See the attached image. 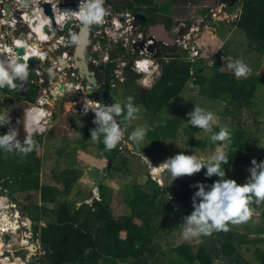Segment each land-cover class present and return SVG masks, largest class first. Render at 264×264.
I'll return each instance as SVG.
<instances>
[{
    "label": "trees",
    "instance_id": "16d2710c",
    "mask_svg": "<svg viewBox=\"0 0 264 264\" xmlns=\"http://www.w3.org/2000/svg\"><path fill=\"white\" fill-rule=\"evenodd\" d=\"M107 1L112 6L117 5L115 0ZM177 1L179 0H172L171 5L175 6ZM135 3L138 6L148 4V7L142 8L144 11L139 10L141 7L136 10L140 13L151 17L162 13L158 7L151 6V0H136ZM209 12L210 9L201 13L198 11L197 16L206 20ZM192 21L194 18L187 21L186 26L191 25ZM147 24L151 26L152 22ZM237 30L245 34L251 52L263 59L264 0L243 1ZM187 53L184 54L186 57ZM171 58L167 65L162 66L161 78L150 90L141 91L137 84L140 76L135 75L130 82L120 85L123 91V104L118 103L120 98L116 91L113 96L117 102L109 94L111 100H114L112 109L116 126H128L131 122V112L139 104H143L152 114L159 113L164 106L180 96L187 85L193 83L194 77L196 86L201 87V94L210 93V100L224 103L227 114L233 116L236 123L233 129L238 133L233 150L225 153L218 163L198 160L184 164L181 168L172 166L165 169L161 176L162 186L148 177L146 188L140 185L133 186L134 195L128 196L131 198L128 205L130 212L117 219L113 217L110 205L105 200L95 199L92 206L83 204L78 209L72 207L69 202H64L55 210L56 220H48L44 226L33 224L35 239L40 241L45 251L44 258L50 264H214L217 259L232 256L237 247L247 242V235L229 224V211L244 212L255 209L257 207L255 201L260 200L259 207H262L264 215V190L255 193L252 181L247 183L250 184L248 189L237 180L228 183L231 167L233 165L244 167L250 161L247 152L251 136L235 114L249 110L256 115L253 109L255 110L256 106L260 78L255 75L240 78L237 74H223L219 65L209 67L213 75L208 78L205 69L191 70L182 62L181 55ZM114 65L108 67V73H111L107 77L109 87L116 81L112 72ZM28 68L23 74L28 90L26 98L33 100L38 88L33 85L34 74H31ZM0 88L17 95L18 77L11 76L9 81L0 85ZM186 118L192 117L181 115L160 125L150 122L147 140L158 144L163 140L177 137V132ZM206 128L213 132L219 131L217 126ZM120 146L119 141L112 140L102 148L101 158L109 161L110 171H122L121 163L116 162L122 158ZM36 147L37 144L33 143L30 153L34 154ZM35 161L34 169L39 166L38 161ZM259 171H264V167H260ZM24 172L33 174L29 168H25ZM236 174L240 176L239 173ZM23 176L20 178L21 181L24 179ZM34 180L35 183L27 186L28 188L39 186L38 178L35 177ZM32 208L34 209L26 206L25 213L27 212L33 222L40 221L39 210L35 205ZM48 212L49 209L45 208L43 216L48 215ZM180 213L198 222L202 233L201 242L196 252L190 242L172 247L166 263L165 254L157 243V236H161L162 230L166 227L173 225L175 228ZM258 240L264 243V238ZM4 242L0 238V257L4 256ZM256 258L260 264H264V249L256 250Z\"/></svg>",
    "mask_w": 264,
    "mask_h": 264
},
{
    "label": "rangeland",
    "instance_id": "374dc122",
    "mask_svg": "<svg viewBox=\"0 0 264 264\" xmlns=\"http://www.w3.org/2000/svg\"><path fill=\"white\" fill-rule=\"evenodd\" d=\"M115 1L117 3L116 6L110 5L107 0H100L98 5L93 6H97L98 8H100L102 4H104L111 7L112 9H115L118 12H123L122 9H127L133 12V10H138L139 7H141L139 8L140 11H144L143 9L148 7V4H142L143 6H138V4L135 3L136 0ZM171 1L172 0H151V6L156 8L158 7L163 13L159 14H161L164 19L160 18L156 19L155 21V25H159L158 27H154L158 29V33L161 30L163 31V33H166L169 36L168 38H171L172 36L178 34V31L185 30L186 27L188 28L191 26L193 30H197V33L191 36L192 40L187 41L189 48L194 50L192 54L193 62L195 60L197 61V59L201 57V55H197L195 52L197 50L196 42L199 38V35L201 34V31H209L213 35V30L218 29L219 31L223 32L227 29L230 31L229 34H231L229 38L230 44L223 51L222 57H225L227 59L229 57L230 60L235 64L234 66L231 65L228 68L224 69L223 67H220L218 63L221 72H223V70H225L226 73H229L227 71H235L241 74L244 73L243 75L240 74L241 76L239 75L240 78H243L245 75L246 77L255 75L258 76L261 80L255 100V110L253 109V111L256 112V115H253L252 111L249 110H244L241 112L239 111L235 114L236 118L244 123V128L247 130V133H250L251 136V139L248 143L249 150L247 152V156L249 157L250 161L248 165L244 167L233 165L228 175L229 184L237 180L240 181L243 186L246 187V189H248L250 188V184L247 183L249 181H252V185L254 184L255 188L254 192L261 193L264 190V171H259L260 167H264V58H259L260 56L255 55L251 52V49L248 46L249 41L247 40L243 32L239 30L232 32V30L237 27L239 17L242 13L244 0H234V6H232V8H230L228 5L230 0H227L226 5L222 4L223 0H179L175 4V6L171 5ZM122 2H125V4H122ZM223 6L229 8V13L232 17L229 16L228 12L222 11V9H224ZM207 9H210L209 14L207 15L208 19H199L197 16V12L199 11L201 13ZM140 14L144 15V13ZM100 16L102 17L103 22L104 19L109 21L108 18L111 17L109 14H107L106 16L101 14ZM192 18H194L192 24L190 26H186V22L192 20ZM107 24L108 26H110L112 22L109 21L107 22ZM163 24L165 26L167 24V26L173 27L174 29L165 27L166 30L164 31ZM218 24L220 27H218ZM186 33H188V31H186L185 34ZM7 34L8 35L5 39V42L6 44H10L15 37L18 39H26L28 32L26 30H22L20 26H17L16 30H9ZM182 37L180 39H182ZM55 38L59 39V37ZM96 42L97 40L93 36V44L95 45ZM45 47V51L53 49V46L51 44H47ZM108 49H110V47ZM56 55H59V53L57 52ZM195 56L199 57L195 59ZM3 60H6V58H3ZM46 60L47 61L45 63H42L43 65H47L48 62L51 63V58L48 57ZM189 60H191V58ZM236 60L238 61V63L241 62L242 64L245 62L246 65L241 66L239 70L235 67L238 66ZM197 63L201 67L204 66L202 63H199V61ZM16 64L18 63L16 62ZM16 64L15 62L14 64L8 63V65L6 64L7 66H5V63L3 62V68H0V76H4V71H6V73L13 71L11 65H13L14 68ZM74 65L76 66V64L71 61L69 68L66 67L65 69L58 70L56 73H50L45 69L44 71L39 72V65L30 66L28 70L31 74H34L32 83L34 85H40L39 89H41V87L46 84L44 82H47L51 78V76L67 75L68 77L74 78V76H76L75 74H77V70H72ZM15 67L16 73H14L17 74L16 76L18 77L19 82L18 85L23 87L25 85L26 78L22 77V75L24 74L25 70H27V68L18 69V65H16ZM245 71L248 73H246ZM122 73L123 72L118 73L116 81H114L116 86L109 88L110 91L108 92V94H110L112 98H114V91L118 93L120 98L118 102L119 104L124 103L122 95L123 91L121 90L120 85H122V83L124 85L130 82L136 75L132 71H129L128 74L126 72L124 75ZM207 73V75L210 76V70H208ZM103 77L102 82H104ZM141 80L142 77L140 76L139 80H137L139 89L141 91L150 90L151 88L149 86H143L141 84ZM194 87L195 86L193 84H190L188 87L189 92L187 94H185L184 96L181 95L180 97L176 98L157 114L148 112L143 104H139L138 107L131 113L130 124L128 126L124 125L120 128H117V126H110L108 124L107 118L105 119L104 117H98L99 120L97 122V113L95 112L94 108L91 109V111L87 110L85 112L80 110V106L83 107V101L89 103L88 109L91 108V99L84 98V100L82 101L81 98L77 97L78 90L74 89L72 93L67 94V92L63 96L59 97V103L55 104L52 102V105L49 108L51 114L45 118L43 117V122H40V124H37L36 127H34L35 136L37 138L34 143H37L38 148H36V155H34L44 160L43 163L45 164V167H50L51 165L54 166L58 172H56L55 175L58 176L60 172H62L60 168L62 166L68 165L69 158H71V164L76 163V165H79V167H81V163L77 161V159L80 157L82 158V160H84V158L86 157L91 165H94L96 163L95 161H99V156L102 153V148L106 144L101 139V135H106L109 142L112 140L118 142V136H121L122 139H124V136H126L127 140L129 141L126 140L127 142L125 141V143L120 142V155L122 158H119L118 161H116L126 165L122 166V171H110L109 161L107 162L105 160L102 162V175L99 181L97 180L94 181V183H91L88 180V184L84 186L88 187L89 195H94L93 193L96 192L98 186L103 181L108 182L106 183V185L108 187H113L112 191H116V197L121 204V206L119 205L120 208H118L119 206L116 207L115 214L117 212V214H119L120 216L126 215L130 212V210L123 199V193H125V195L127 194L128 196L134 195L133 186L135 185H140L146 188L148 177H156V179L153 180H156L158 182L164 171H162L163 166H165L164 169L169 168L170 162H177L178 164L176 163V165L174 166L177 168H181V166L183 165L180 164V159L176 158V156H182L184 158L187 157L188 159H193L194 162L196 160H204L207 163H218L220 158L225 153L233 150L238 138L236 131H234L233 129L236 127L233 116L227 114V112L225 111L226 105L224 103L213 101V99L212 101L209 100L210 93H205V95L202 94L197 96V91L196 89H194ZM46 88L48 87L46 86ZM39 89L36 93L35 98L31 102H29V104L25 105V103H16L17 106L25 108V118L26 122L28 123L32 122H29L27 119V111L32 107L34 108V106L38 104L41 95ZM81 92L83 93L84 90H81ZM2 93L3 92L0 93V108L3 109L4 105H8L10 101L5 98V94ZM20 94L21 92H18L19 96ZM38 95L39 98L37 99ZM193 96L195 98L194 101H192L191 99ZM114 100L117 102L115 98ZM114 100H110L111 105ZM181 100L182 102H184L183 106H181ZM110 114L111 117L114 118V112L112 111V108ZM1 115L3 117L4 113H2L0 110V116ZM181 115H190V117L192 118L185 119L177 132V137L163 140L158 144H154L153 142L147 140L146 136L149 128L148 125L150 122L156 123L155 125H160L169 119H174L175 117ZM79 126H83V128H87L90 126L89 128H91V133H93L89 137L84 138L83 133L79 131L81 129V127ZM207 126H217L219 127V131L213 132L211 130H208L206 128ZM32 130L33 127L32 125H30V131ZM116 130H119L121 134H118ZM41 131H44V133H41ZM190 135H193V137L191 138ZM5 142H7V140ZM60 144H64L66 153H63L65 152V150L63 149L59 150L56 153L50 152L53 149H58L60 147ZM32 148L33 143H31L30 145L21 146L20 149H18L16 145L11 146L8 143L0 144V175H2L3 177L12 176L15 178L20 176L18 168L21 164H23L24 167L28 168L35 166L36 161L34 160L32 153L29 152L30 150L32 151ZM39 154L42 156H39ZM16 156L25 158L20 159ZM27 161H29L32 165L27 164ZM155 167L159 168L162 172L160 171V174H158L154 170ZM127 171H131L133 175H125L128 173ZM108 172L109 175L114 174L115 177L112 178L111 175H106V173ZM21 173L24 175V179L22 181L21 179L16 178L13 182L8 184L10 187L9 193L11 195L16 196L15 193H30L31 188H28L27 186L33 185L35 176L33 174L31 175V173L29 174L28 172H24L23 170L21 171ZM236 173H239L240 176H236ZM63 176L64 174L60 177ZM5 183H8V181ZM5 183L2 182V184H0V187L5 188ZM79 184L82 186L84 185L83 183ZM6 193H8V190H6ZM58 193L60 195L62 193V190L61 192H57L55 195H57ZM72 193H75L74 189L72 190ZM96 197L99 196L96 195ZM72 198L75 199L76 197L74 198L73 195ZM20 202L22 203V201ZM29 203L32 204L33 202H28V200L25 198L23 204L27 205ZM259 203L260 200L255 201L256 205H259ZM20 204H17L16 207L14 205L8 204L6 213L13 214V217L16 220L18 218V220L22 223L23 221L26 222V215L22 214V207ZM32 207L33 204L30 205V208L34 209ZM180 214L183 222L182 230L174 228V226L172 225L163 229L161 232V236H157V243L160 245L163 251L162 253L165 254L164 262L168 261L167 256H170L169 250L172 247H176L177 244L179 245L184 240L191 241V239H193L197 235L196 233L191 231V223L195 224V222L197 221L194 220V222L187 216H184L185 214ZM229 214L231 220L233 221L235 219L239 221L240 218H243L242 214L236 215L232 212H230ZM253 216L257 218L260 217L256 216V212H254ZM186 221L189 222L186 223ZM198 231H200L199 226ZM7 239L8 243H10L11 245V249L9 248V252L13 253V258L15 259L19 258L20 261H31V259L34 260L37 258L34 254L36 250H38V253H36L38 254V257L42 253V248L35 238L33 240H29L26 238V227H23L19 232L16 233L9 232L7 234ZM252 249H254V247ZM7 254L9 255V253ZM13 258L10 257V260L13 261Z\"/></svg>",
    "mask_w": 264,
    "mask_h": 264
},
{
    "label": "crops",
    "instance_id": "0c3cea01",
    "mask_svg": "<svg viewBox=\"0 0 264 264\" xmlns=\"http://www.w3.org/2000/svg\"><path fill=\"white\" fill-rule=\"evenodd\" d=\"M229 16L232 17L230 14H229ZM165 27H169L170 29H174L173 27H170V26H165ZM218 27H220L219 24H218ZM149 28H150V34L156 40L155 45H158L161 43V45H160L161 48L163 47L166 49L168 47V49L166 50L167 51L166 55L163 58L164 60H162V62L159 61L160 65H161V75H162V68H163L162 66L167 65L168 62H170L172 60V58H171L172 56L181 55L183 57L182 62L186 63L188 65V67L193 71H195L197 69L198 70L199 69H205V75L208 78H210L213 75L212 71H210V74H209L210 76L207 75L208 74L207 72H208L210 66L217 67L218 63H219L220 67H223L225 69L231 65L234 66V64H235L234 62H232L230 60L229 57H228V59L225 57H222L223 51L230 44L229 38H230L231 34H229L230 31L227 29L224 30L223 32L219 31L218 29L213 30V32H214L213 35L209 31H204V30L201 31V34L199 35V38L196 42L197 43V50L195 51V52H197L198 55H201V57L198 58L199 56H195L194 58L195 59L198 58V59H197V61L195 60L192 62V58H193L192 54L194 52L193 49L192 50L191 49L186 50V52H188L187 57H186L184 55V54H186L184 49L182 50V48H179L177 45L174 48L175 42L178 39H180L183 35L187 34V33L185 34V32L188 31L187 27L185 28V30L178 31L177 32L178 34L172 36L171 38H168L169 36L166 33H163V31H162L163 35L160 36L159 35L160 32L158 33V29L154 28L153 25L149 26ZM165 30H166V28H165ZM234 31H237V27H235L234 30H232V32H234ZM191 34H192V36L194 35L193 32ZM14 39H16V37ZM3 44H5V46L7 45L5 41ZM173 49L174 50L177 49V52L172 51ZM188 55H189V58H188ZM190 58H191V60H189ZM187 59H188V61H187ZM198 61H199V63H202L204 66H202V67L199 66L197 63ZM259 61H261V60H259ZM237 64H238V66H235V67L239 70H240L241 66L246 65L245 62L242 64L241 62L238 63V61H237ZM107 67H109V66H107ZM227 72H229V73H226V71L223 70L222 73L223 74H237L238 76L241 74V73H237L235 71H232V72L227 71ZM246 73H248V72H246ZM243 74L244 73H242L241 75H243ZM106 76H107V74H106ZM244 77H246V75ZM106 79H107V77H106ZM192 80H193L192 84L195 86L194 89H196V91H197V96L202 95L201 89L199 88V86H196V84H195V78L193 77ZM189 85H187V87L184 89L183 93L181 94L182 96H184L185 94H187L189 92V90H188ZM111 87H113V86H110V88ZM146 91H148V90H146ZM180 96H178V97H180ZM38 97H39V95H38ZM191 99H192V101H194V99H195L194 96ZM51 100H52L51 102H53L55 104L59 103L58 98L55 100L54 99H51ZM183 105H184V102H182V100H181V106H183ZM163 108H162V110H163ZM148 112H150V111H148ZM79 127H81V129L79 131H81V133H83L84 138L89 137L93 133V132L91 133V130L89 128L90 126L87 128H83V126H79ZM117 128H120V127L117 126ZM41 133H44V131H41ZM237 135H238V133H237ZM36 139L37 138H34V142L36 141ZM101 139L106 144L109 142L106 135H104V136L101 135ZM42 141H43V138H42ZM36 148H35V151H36ZM61 149L65 150V152H63V153H66V148H65L64 144H60V147L58 149H53L50 152L56 153ZM35 151H34V154H35ZM34 154H32V156H33L34 160L38 161L39 166H38V168L36 167V169H34L35 166H33L31 168L29 167V168L32 169L33 175L38 178L39 186H37V188L32 187L29 194H27L25 192V194L15 193L16 196L11 195L9 193L10 187L7 183H5L7 181L9 183H11L16 178L20 179L23 176V174L21 173L22 169L24 168L23 164H21L19 166L18 171H20V176L15 177V178L12 176H6V177L2 176V178L0 179V182L4 181L6 190H8V193H6V197L11 198V199L14 198L19 203H21L20 201H22V203L20 205L22 207L21 210H22L23 215L24 214L26 215L25 221H27L29 219L31 224H38L39 226H44L47 224L48 220H53V219L56 220L55 210L57 209L58 206L62 205L64 202H69L72 205V207H76V209H78L83 204H89L92 206L95 199L100 200V201L105 200L110 205L113 217L116 219L118 217H120V215L117 214V212L115 214V209L119 205L121 206V204L119 203V201L116 197V191H112L113 187L112 186L108 187L106 185V183H108V182L103 181L98 186L96 192L93 193L94 195H89L88 194V187H84L88 184V180L91 183H94V181H97V180L99 181V179L102 175L101 174L102 173V162L106 160V159L101 158V154L99 156L100 160L95 161L96 163L94 165H91V163L89 162V160L86 159V157L84 158V160H82L81 157L78 158L77 161H79L81 163V167H79V165H76V163L71 164L70 163L71 158H69L68 159L69 160L68 165L62 166L60 168V170L62 172H60V174L58 176L55 175V173L57 172V169L54 166L51 165L50 167H45V164L43 163L44 160L40 159L38 156L36 157L35 156L36 154L35 155ZM39 156H42V155L39 154ZM16 157L20 158V159L25 158V157H20V156H16ZM176 158L184 159L185 160L184 164L194 163L193 159H188L187 157L184 158L182 156H176ZM29 161H31V160H29ZM29 161H27V164L32 165ZM106 161L108 162V160H106ZM197 161L198 160H196L195 162H197ZM121 166H126V165L121 163ZM25 168H28V167H25ZM165 169H164V171H165ZM127 172L128 173L125 175H130V174L133 175V173L131 171H127ZM63 174H64V176L60 177ZM106 175H109V172L106 173ZM110 175L112 178L115 177L114 174H110ZM9 179H11V180H9ZM160 182H161V184H160ZM79 183H83L84 185L82 186ZM158 183L161 186L163 185L162 178L159 179ZM103 187H104V189H103ZM73 189L75 190V193H72ZM61 190H62V193L60 195H59V193L57 195H55L57 192H61ZM24 195H25V197H24ZM73 195H74V198L76 197L75 199L72 198ZM96 195H98L100 198L96 197ZM25 198L28 200V202H31V201L33 202L32 203L33 207L35 205L38 208L39 213H40L39 214L40 215V219H39L40 221H34L33 222L32 219L28 216L27 212L26 213L24 212L25 207L31 205L30 203H29L30 205L29 204H27V205L23 204V201ZM123 199H124L126 205H129V199H131V198H129L127 194L125 195V193H123ZM59 201H61V202H59ZM120 206L118 208H120ZM259 206H260V203H259V205H257V207L255 209H252L249 211H244V212L229 211V213L232 212L236 215H239V214L243 215V218H240L239 221L237 219H235L234 221L231 220L229 213H228V218H229V224L232 227H235L241 233H244L247 235V239H246L247 242H244L243 245L237 247L236 252H234L232 256L230 255L229 257H223V258L217 259L214 262V264H260L256 258V250L257 249H264V243L262 241L258 242L259 241L258 239L264 238V215H263L262 207L260 208ZM45 208H48L50 212H48V215L43 216V211H45ZM128 208H129V206H128ZM254 212H256V216H260V217L257 218L255 216H253ZM180 215L181 214H178L179 221H178L175 228L182 230L183 222H182V218L180 217ZM184 216H186V215H184ZM188 218H190L193 221L195 220L191 217H188ZM6 221L10 222L9 220H6ZM187 222H189V221H186V223ZM0 225H1V223H0ZM28 225H27V227H30V225L29 226ZM198 226H199V224L197 225V222H195V224L191 223V231L196 233L197 235L193 239H191V241H189V240L183 241V242L192 243L195 252L199 248V245L201 242V234H202L200 226H199L200 231H198ZM33 229H34V227H33ZM29 232H31V230ZM122 237L124 238V236H122ZM0 238H1V236H0ZM37 241L41 246L40 241L38 239H37ZM176 246H178V244ZM253 247H254V249H252ZM43 251L44 250L42 248L41 254L44 255L45 251L44 252ZM0 258H1L0 264L10 263V261H7V259H5L4 256H1ZM18 263L19 264H44L42 262V260L40 259V255H39V257H37L34 260L31 259L30 262H29V260H25V261H21V262H19V260H18Z\"/></svg>",
    "mask_w": 264,
    "mask_h": 264
},
{
    "label": "built area",
    "instance_id": "2783aa9c",
    "mask_svg": "<svg viewBox=\"0 0 264 264\" xmlns=\"http://www.w3.org/2000/svg\"><path fill=\"white\" fill-rule=\"evenodd\" d=\"M4 2L8 3L9 9L13 13H15V15L11 18L10 22L8 21L4 22V26L0 31V46H5V44L3 43L8 35L7 33L9 32V30H16V27L18 26V24H20L19 22L22 19L26 20L27 23H29L28 20L31 18V16H34L35 18H39V19L42 18L45 21H47V19L51 21V18L44 13L43 5L46 3L50 6V11L52 13L53 18L58 15H60L63 18L64 15H66L65 11L71 8L72 5L83 6L88 4V3L79 4L80 2L79 1L76 2V0H74V2H71L69 0H14L13 2L12 0H0V14L2 15V17L7 16V12L2 7ZM56 2H60V3L56 5ZM91 3L92 5L90 6L89 9L93 10V14H91V18H92L93 26L96 29L94 38L97 40V42L95 43V45L98 47L95 50V53L100 54V57L98 59L99 62L97 63L103 66H111L115 64L114 65L115 67L112 71L113 74L115 75V78L118 76V73L123 72L122 74L124 75L126 72L128 74L129 71H132L136 75L142 77L141 84L143 86H149L150 88H153L154 85L159 80V78L161 77V65L155 59V54L149 52V48L156 44L155 38L150 34V28L147 27L146 24H141L140 22H136L133 16L126 9H122L123 12H118L115 9H112L111 7L107 6L108 10L103 11L102 9H100L102 6L100 8H98L97 6H93V5H98L99 2L95 3L94 0H90L88 5H90ZM61 6H63L62 9ZM71 12H72V8H71ZM87 14L88 11L87 10L84 11L83 17H85V15ZM101 14L104 16L109 14L111 16L110 18H108L110 22H113L114 20L116 21L119 17L121 18L124 16H128L127 20H129L130 23L126 24L125 22H121L119 25V26L122 25L126 26V29L123 33L125 34L124 39L117 41V38H119V36L118 37L111 36L112 33L119 30L114 28L112 24L108 26L107 22L109 21L104 19L103 22L102 17L100 16ZM68 20L69 18L66 15L65 20L62 22L60 27L58 28L56 27L57 30L55 31V34L63 31L64 25ZM79 22H77L76 20L72 21L70 27L64 32L62 36L59 37V39L55 38L56 36L54 35L53 32L52 35H48V37L44 39L43 45L51 44L53 46V49H50L49 51H45L43 63L47 61L46 59L48 57L52 58V54H56L58 50L66 48L69 43L75 41V37H76L75 30L76 27L80 25ZM132 22H134L135 24L132 25ZM19 26L21 27L22 30L28 29L26 24H20ZM38 31L41 32L40 30ZM192 31L193 29H191L189 33L184 35L182 39L177 40L176 45L179 48H182L184 50L190 49L186 42L191 41ZM109 47L110 49H108ZM62 54L65 57V59H68L69 57L68 52H63ZM48 63L51 68L52 66L51 63L50 62ZM146 64H149V66L151 65L152 68L149 69V66L148 67L145 66ZM45 65L46 64H44V66ZM39 67H40L39 72L44 70L42 68L43 67L42 64H40ZM18 68L25 69L28 68V66L23 67L22 64H20L18 65ZM144 68L146 69L145 72L143 71ZM105 107L108 114V112L111 111L112 105L109 102H107ZM33 110H34L33 107L28 110L29 116ZM107 114L104 115L105 119L107 118ZM118 138H119V142L121 143L122 141L127 140L126 136H124V139H122L121 136L120 137L118 136ZM163 170L164 169H162V171ZM153 179H156V177H153ZM22 224L23 226L26 227L27 226L26 224L28 223L23 221ZM4 233L5 232H1L2 235ZM6 246H10V244H6Z\"/></svg>",
    "mask_w": 264,
    "mask_h": 264
},
{
    "label": "bare ground",
    "instance_id": "6f19581e",
    "mask_svg": "<svg viewBox=\"0 0 264 264\" xmlns=\"http://www.w3.org/2000/svg\"><path fill=\"white\" fill-rule=\"evenodd\" d=\"M13 1L14 0H12V2ZM77 1L80 2L79 4H83V3L89 4L90 0H76V2ZM94 1H95V3H98L100 0H94ZM59 3L60 2H56V5H58ZM71 7H73V5ZM100 9H102L103 11H106V10H108V7H107V5L102 4V7ZM6 12H7L6 17L8 18L7 21L10 22L11 18L15 15V13H13L10 9H8ZM83 13H84L83 10H76L75 13L73 14L71 12V8H69L65 11V14L67 15V17L69 19H71L72 21L76 20L77 22H79L80 20H83V18H84ZM66 15H64L63 18L60 15L55 16L53 18L54 22H53V20L50 21L47 19V21H45L42 18L39 19V18H35L34 16H31V18L28 20L29 23H27L26 20L22 19L19 23L27 25V28L29 29V35L26 36V39H17L14 41V43L7 44L6 46H0V68L2 67V64H3V58H6V62L11 63V64H14L15 59L21 58L22 59L21 64L23 67L28 66V61L39 60V61H41L40 63L42 64L44 61V53H45V48H46L45 47L46 44L43 45L44 44L43 41L46 37H48V35H52V32L54 33L55 36L59 33L58 32L55 34V31L57 30L58 27H60L62 22L65 20ZM127 18H128V16H124L121 18L119 17L116 20L117 22L115 20L112 22V26H114V28H116L120 31V35H119V38H117V41H120V40L124 39V37H125V34H123V33L126 29V26L125 25L119 26V25L121 22H125L126 24L130 23V21L127 20ZM133 24H135V23L132 22V25ZM38 30H40L41 32H39ZM192 32H193V34H195V33H197V30H193ZM62 35H60V36H62ZM60 36H56V37H60ZM15 47H17V49L19 50L18 54L14 49ZM32 47H34V48H32ZM63 57H64L63 54H60L57 56V58H55V57L51 58V65L52 66H51V68H48L47 71L50 73H53V72L56 73L58 70L65 69L68 65V62H66L67 60H65V57L64 58ZM145 66L148 67L149 64H146ZM42 68L45 69V66L43 65ZM72 70H74V68ZM143 71L145 72L146 69L144 68ZM76 79H77L76 76H74V78H73V77H68L67 75L66 76L65 75H58V76H51V78L47 82H44L46 84L43 87H41V89H40L41 95H40L39 102L37 105L34 106V110L30 113L31 120H32L31 122H34L33 124H40L39 122H42V120H44L43 117L45 118L51 114V111L49 110L50 106L52 105L51 99L55 100V99L63 96L67 92H68L67 94L72 93V91L74 89L78 90L77 93H79L81 90H84L86 92V86L82 83H79V82L76 83V81H77ZM44 83H39V84H44ZM46 86L48 88H46ZM53 87L54 88L57 87L60 89L59 96H55V97L50 98V91L53 90ZM90 92L93 95L94 91L90 89ZM101 100L103 101L102 98H101ZM82 105H83V107L80 106V110H81V108H83V111H85L87 109L86 102H83ZM100 114L104 117V115L107 114V111L103 110L101 107ZM33 120H35V121H33ZM176 163L170 162L169 167L176 165ZM164 167L165 166H163V169H164ZM154 170L158 174H160L161 170L159 168L155 167ZM4 205H5V201L0 198V207L2 206V208H4ZM1 216L2 215L0 214V219H1ZM7 219H8L7 216L6 215L4 216V214H3V217L0 221V223H1L0 231L1 232H9L10 231V232L16 233V232H19L20 229H22L21 223L19 222V220L17 221L13 217V215L10 218V222L6 221ZM26 235L28 238L32 237V233L28 232V230H26ZM24 243H25V241H24ZM8 264H19V263L17 260L16 262H10Z\"/></svg>",
    "mask_w": 264,
    "mask_h": 264
},
{
    "label": "flooded vegetation",
    "instance_id": "af4514ba",
    "mask_svg": "<svg viewBox=\"0 0 264 264\" xmlns=\"http://www.w3.org/2000/svg\"><path fill=\"white\" fill-rule=\"evenodd\" d=\"M233 3H234V0L233 1L232 0L229 1L228 5H229L230 8H232V6H234ZM222 4L226 5L227 4V0H223ZM223 8L226 10V12L229 13V8L224 7V6H223ZM127 11H129V10H127ZM129 13L133 16L134 20H135L136 16L142 15V14H140V12L135 11V10H133V12L129 11ZM144 15H142V16H144L147 21L145 23L141 22V21H138V22H140L141 24H146L147 27L150 26V25L147 24V22H150V21L152 22V25L154 27H158L159 25L158 26L155 25L156 19H160V18L164 19L161 16V14H154V16H152V17H151V15H147L145 13H144ZM166 26H167V24H166ZM163 27H164V30H165V25ZM191 29H192L191 26L188 27V33L190 32ZM75 32H77V31L75 30ZM162 35H163V33L160 30V36H162ZM160 45H161V43L158 44V48H157V50L155 52V59L158 62L159 61L162 62V60H164L163 58L165 57L166 52H167V51H164L162 49L163 47L161 48ZM175 47H176V44H175L174 48ZM62 51H64V52L68 51L69 55H71V53H73L72 42L69 43L66 48L60 49L57 52L60 55V54L63 53ZM57 56L58 55H56V54H52V58L53 57L57 58ZM99 57H100V54H97V53L93 54V61H91L89 63L90 70L94 72L95 78H96V80L98 82V88H96V89L92 88V90L94 91L93 95L91 94L90 89H86V92L84 91L83 93L81 91L79 93H77V97L80 95L79 98H81L82 101L84 100V98L92 99V102H90V103H92V107L88 109L89 103L86 102L87 109L85 111H87V110L91 111V109L94 108L95 112L97 113V122L99 120L98 117H103L100 114L101 106H98L99 102H103L101 100V96H100L101 86L102 85H104V87L106 89L105 98L103 100L105 101V103L109 102L111 104V102H110L111 98H110V96L108 94V92L110 91L109 90L110 87L107 86V79H106V77H108V75H111V73H108V67L107 66L99 65L97 63V62H99V60H98ZM65 60H67L66 61V62H68L67 68H69L70 67V62L72 61L71 56L68 57V59H65ZM72 62L74 63V61H72ZM11 66H12V69H13V73L9 74L6 79H4V78L0 79V85H2L5 82L9 81L11 76L15 75V73H16L15 72V70H16L15 66L16 65L14 66V68H13V65H11ZM76 67L77 66L73 67L74 70H77ZM102 73H103L104 77L102 76ZM106 74H107V76H106ZM75 75L77 77L76 83L79 82V83H82V84L85 85L86 82L81 80V78L79 77L78 74H75ZM22 77H23V75H22ZM102 77H103L104 82H102ZM34 86L37 88V85H34ZM112 86L115 87V84H113ZM27 91L28 90H26V86L25 85L23 87L18 85L17 95H14L12 93H7V92H5V90L0 88V93L3 92L2 94H5L4 95L5 98H7L10 101V103L8 105H6V106L4 105L3 109L0 108L1 112L4 113L3 117H2V115L0 116V144L8 143L11 146L12 145H14V146L16 145L17 148L20 149L21 146H26V145H30L31 143H34V138H36V136H35L34 132H32V131H30L28 129L26 118H25V115H26L25 108H23V107L21 108L20 106L16 105V103H20V104L21 103H25V105H27V104H29V102L32 101V100H29V99L26 98ZM18 92H21L20 96L18 95ZM78 109H79V107H78ZM81 110L83 111V108H81ZM6 140H7V142H5ZM29 152H31V150ZM2 182L4 183V181H1L0 184H2ZM0 198L5 201L4 208H2V206L0 207V214L2 215L1 219H2L3 214H4V216L5 215L7 216V218H8L7 220L10 221V218H11V216L13 214H7L6 213V208H7L8 204L14 205L16 207V205L20 204V203L17 202L15 199L13 200L11 198L6 197V187L5 188L4 187H2V188L0 187ZM7 199H8V201H7ZM21 212H22V210H21ZM17 221H18V218H17ZM19 222L21 223V221H19ZM5 235L1 234V238L3 237L4 239H6L5 242L3 243L4 244V249H3L4 254L3 255H4L5 259H7V261L15 262L16 260H15V258H13V256H14L13 253L9 252V248L11 249V245L10 246H6V244H10V243H8V241H7L8 239L6 238ZM7 253H9V255ZM10 257H12L14 260L11 261ZM0 260H1V258H0Z\"/></svg>",
    "mask_w": 264,
    "mask_h": 264
},
{
    "label": "water",
    "instance_id": "95a60500",
    "mask_svg": "<svg viewBox=\"0 0 264 264\" xmlns=\"http://www.w3.org/2000/svg\"><path fill=\"white\" fill-rule=\"evenodd\" d=\"M71 2H74V0H69ZM233 1V0H232ZM92 5V3L90 5L86 4V5H83V6H73L71 7L72 8V13L74 14L76 10H83V11H88V14L85 15V17L83 18V20L80 21V25H78L76 27V37H75V41L72 42V46H73V53L71 55V59L72 61H74V63L76 64V69H77V74L79 75V77L81 78V80L85 81V85H86V89H91L94 88H98V82L95 78V75H94V72L90 70V67H89V63L91 61H93V54H95V50L98 48L96 45L93 44V36L95 35L96 33V29L94 28L93 26V23H92V18H91V14H93V10L92 9H89L90 6ZM3 8L4 10H8L9 9V5L7 2H4L3 3ZM43 8H44V13L49 16L51 18V20H53V17H52V13L50 11V6L46 3L43 5ZM63 8V6H61V9ZM222 11H226L224 9H222ZM90 14V15H89ZM8 18L7 17H0V31L2 30V27L4 26V22H7ZM135 21L138 22V21H141V22H146V18L142 15H138L135 17ZM54 22V20H53ZM72 23V20L69 19L65 25H64V28H63V31L58 33L56 36H60L62 35L71 25ZM139 30V29H137ZM136 30V31H137ZM120 35V31H115L114 33L111 34L112 37H118ZM34 48V47H32ZM158 48V45H154L152 47L149 48V52L155 54L156 50ZM15 51L17 52V54L19 53V50L17 49V47L14 48ZM164 51H166L168 48H163ZM172 51H175L177 52V49L176 50H172ZM104 52V51H103ZM21 58H18V59H15V61L17 63H20L21 64ZM41 61L39 60H36V61H28V67L30 66H35V65H40ZM75 66V65H74ZM45 70H47V68L45 67ZM105 87L104 85L101 86V93H100V96L102 99L105 98ZM59 92H60V89L59 88H54L53 87V90L50 91V98L52 97H55V96H59ZM98 106H101L103 110H106L105 106H106V103L105 101L103 100V102H99ZM107 111V110H106ZM107 120H108V124L112 127H115L116 124H115V120L113 117H111V114L110 112H108L107 114ZM116 132L118 134H120L121 132L119 130H116ZM129 141V140H127ZM126 141V142H127ZM122 143H125V141H122ZM180 159V164L183 165L185 163V160L182 159V158H179ZM8 201V199H7ZM29 219L27 220V223H29ZM27 230L31 232L34 231V229L32 227H27ZM40 259L42 260V262L44 264H50V262L44 258V255L43 254H40Z\"/></svg>",
    "mask_w": 264,
    "mask_h": 264
},
{
    "label": "clouds",
    "instance_id": "9594fccd",
    "mask_svg": "<svg viewBox=\"0 0 264 264\" xmlns=\"http://www.w3.org/2000/svg\"><path fill=\"white\" fill-rule=\"evenodd\" d=\"M2 7H3V5H2ZM3 9H4V8H3ZM5 11H6V10H5ZM0 17H2L1 14H0ZM19 25H20V24H18V26H19ZM26 31L29 33V29H27ZM27 35H28V34H27ZM17 39H18V38L13 39V40L11 41V43H14V41L17 40ZM62 52H64V51H62ZM67 52H68V51H67ZM56 53H57V52H56ZM68 53H69V52H68ZM70 56H71V55H69V57H70ZM3 62L5 63V66L8 65V63L6 62V60H4ZM14 62H15V64H16V61H15V60H14ZM6 64H7V65H6ZM16 65H20V63H18V64H16ZM3 66H4V65H3ZM45 66H46V67L48 66L47 68H50L49 63H48V65H45ZM151 68H152V66L150 65V66H149V69H151ZM11 73H13V71L8 72V73H6V71H4V73H3L4 76H0V79H2V78L6 79L7 76H8L9 74H11ZM39 87H40V85L37 84V88H38V89H39ZM39 90H40V89H39ZM37 98H38V97H37ZM27 116H28V118H27L28 121L31 122L32 120H31V117L28 115V111H27ZM33 121H35V120H33ZM42 122H43V121H42ZM33 123H34V122H32V123H28V122H27V126H28V129L30 130V125H32V127H33L32 132L35 133V128H34V127H36L37 124H33ZM34 125H35V126H34ZM26 222H27V221H26ZM28 224H29L30 227H31V222H30V221H29ZM21 225H22V228L25 227V226H23L22 223H21ZM32 228H33V224H32ZM26 230H27V226H26ZM8 233H9V232H5L3 235L6 234L5 236H6V238H7V234H8ZM31 233H32V236H33V237H29V238H28L27 235H26V238L29 239V240H33V239L35 238L34 231L31 232ZM2 238H3V237H2ZM3 240L5 241L6 239L3 238ZM43 252H44V251H43ZM36 253H38V250H36V252H34V254L36 255V257H38V254H36ZM34 257H35V256H34ZM15 260H16V261L19 260V262H21L19 258H18V259H15ZM16 261H15V262H16ZM29 262H30V261H29Z\"/></svg>",
    "mask_w": 264,
    "mask_h": 264
}]
</instances>
